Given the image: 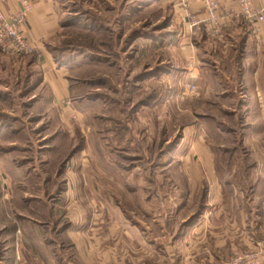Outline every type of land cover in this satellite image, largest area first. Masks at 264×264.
Masks as SVG:
<instances>
[{
  "label": "rangeland",
  "instance_id": "1",
  "mask_svg": "<svg viewBox=\"0 0 264 264\" xmlns=\"http://www.w3.org/2000/svg\"><path fill=\"white\" fill-rule=\"evenodd\" d=\"M62 2L70 14L54 49L68 67L72 93L59 105L47 99L32 54L0 47V55L19 63L5 75L16 93L0 107L15 109L0 113V125L21 130L24 144L19 177L9 181V196L0 195V232L8 226L12 235L11 224L37 193L33 204L41 211L53 206L61 220L65 207L73 221L85 215L103 230L119 223L158 240L192 219L212 179L249 188L248 175L256 177L264 160V116L247 115L246 108L259 106L241 107L237 92L216 95L220 85L202 93L209 80L198 84L188 73L192 58L178 37L173 0ZM78 146L84 160L76 158ZM66 169L77 190L70 195L63 191Z\"/></svg>",
  "mask_w": 264,
  "mask_h": 264
},
{
  "label": "crops",
  "instance_id": "2",
  "mask_svg": "<svg viewBox=\"0 0 264 264\" xmlns=\"http://www.w3.org/2000/svg\"><path fill=\"white\" fill-rule=\"evenodd\" d=\"M27 1L29 8L21 29L33 48L32 65L46 85L47 99L57 106L72 93L68 67L59 65L54 49L62 19L70 13L61 8L62 0ZM79 2L84 4L85 0ZM173 3V15L181 25L180 43L192 58L189 66L192 70L187 71L198 84L203 77L209 80L202 93L220 85L216 95L237 92L243 101L241 107L259 106L256 110L246 108L247 115L264 116L263 104L258 105L264 101V21L247 22L237 15V0H220L218 12L223 24L219 30L212 31L202 22L196 27L190 25L191 20L205 19L202 3L194 0L186 4L184 0H173ZM251 3L264 14V0H251ZM20 8L21 0H0L3 17L15 14ZM18 64L0 55V104L15 97L16 92L11 90L5 75ZM14 109L2 106L0 113L11 114ZM19 132L18 128L0 125V195L3 197L10 195L6 187L9 181L19 177L22 169L17 160L20 159L17 151L24 145L17 137ZM254 145L255 149L263 148ZM76 149V158L84 160L82 148ZM256 166L257 176L248 175L254 177L249 188L235 187L230 179L208 180L203 203L191 214L190 218L194 219L189 224L188 220L180 222L174 234L163 235L158 240L143 237L135 228L121 230L119 223L103 230L102 222L88 224L85 215L84 220L81 216L73 221L67 218L65 207L61 220V214L55 216L53 206L39 210L38 203L33 204L39 195L30 193L26 203L31 207L25 203L26 213L10 226L12 235L7 236L8 226L1 228L0 238L4 235L1 242L4 241L5 247L0 242V264H229L248 251L259 252L256 264H264V160H258ZM30 176L31 172L26 178L30 180ZM63 178L64 194L76 193V189L72 191L68 169ZM121 233L131 235V241L124 242Z\"/></svg>",
  "mask_w": 264,
  "mask_h": 264
},
{
  "label": "built area",
  "instance_id": "3",
  "mask_svg": "<svg viewBox=\"0 0 264 264\" xmlns=\"http://www.w3.org/2000/svg\"><path fill=\"white\" fill-rule=\"evenodd\" d=\"M190 0H184L186 4ZM203 4L206 10V17L202 21L191 20L190 25L196 27L200 22L205 23V28L217 31L223 24V18L219 14L220 0H194ZM239 12L237 15L250 23L264 21L262 9L254 7L251 0H237ZM29 8L27 0H21V8L15 13L7 17L0 15V47L2 49H12L17 53L28 55L33 51L22 32V24L25 22L26 11ZM256 253H246L236 256L229 264H256Z\"/></svg>",
  "mask_w": 264,
  "mask_h": 264
},
{
  "label": "trees",
  "instance_id": "4",
  "mask_svg": "<svg viewBox=\"0 0 264 264\" xmlns=\"http://www.w3.org/2000/svg\"><path fill=\"white\" fill-rule=\"evenodd\" d=\"M193 219H194V217L191 220L187 221V223L189 224Z\"/></svg>",
  "mask_w": 264,
  "mask_h": 264
}]
</instances>
